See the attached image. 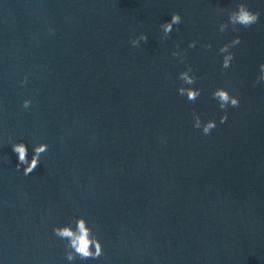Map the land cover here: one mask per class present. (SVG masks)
<instances>
[{
    "label": "water",
    "instance_id": "95a60500",
    "mask_svg": "<svg viewBox=\"0 0 264 264\" xmlns=\"http://www.w3.org/2000/svg\"><path fill=\"white\" fill-rule=\"evenodd\" d=\"M241 2L258 22L220 33ZM261 64L264 0H0V264H70L52 230L77 217L104 255L71 264H264ZM187 65L195 102L177 91ZM217 88L240 101L223 124ZM9 136L29 160L49 145L30 175Z\"/></svg>",
    "mask_w": 264,
    "mask_h": 264
},
{
    "label": "clouds",
    "instance_id": "9594fccd",
    "mask_svg": "<svg viewBox=\"0 0 264 264\" xmlns=\"http://www.w3.org/2000/svg\"><path fill=\"white\" fill-rule=\"evenodd\" d=\"M260 13L258 11H252L243 2L238 3L235 10H231L228 13V21L226 23H221L219 25V32L224 33L229 25L232 26L234 32L240 30L239 27L248 28L253 24H256L259 20ZM182 17L179 13H172L171 19L160 25L163 36L161 39H167L172 33L174 26L181 24ZM178 30V29H177ZM148 36L145 33H141L138 36L130 38V43L133 48L140 45L141 41L147 42ZM241 42L240 37L236 36L229 43H225L219 48V52L223 53L222 69H228L230 67L231 61L234 59V54L229 51L230 48L238 45ZM189 48H195L196 42L191 41L188 45ZM205 49H211L212 44L208 43L203 46ZM176 48L179 49L180 45L176 44ZM173 57L179 58L181 61L186 59V53L181 51H173L171 53ZM193 69L191 65H187L186 70L179 73V79L183 84L178 88V94L180 96H186L187 100L190 102H195L201 94V90L198 88L191 87L195 84L197 77L192 74ZM264 81V64L260 65V75L256 83ZM21 85L27 83V76H25L21 81ZM183 85H188L185 87ZM212 98L218 102L219 108L224 111V114L220 117V123L223 124L228 119V114L226 109L229 107H238L239 98L233 96L225 88H217L212 92ZM32 104L30 99H25L22 102V108L29 109ZM193 116V127L195 129H202L204 135H209L211 131L217 127L215 120H208L203 122L201 116L195 111ZM9 142L12 145V150L18 156V163L16 165L17 171L23 167V174L25 176L30 175L40 164L42 154L46 153L49 149L47 143H38L33 145V155L31 160L28 158V149L23 142H13L12 137L9 136ZM73 224L75 225L73 227ZM53 234L61 240L66 241L65 243V257L68 262H74L77 258L81 261L85 260H96L104 255L103 246L97 235L93 232L92 228L89 227L87 221L83 217H77L70 221L68 224L63 226L53 227Z\"/></svg>",
    "mask_w": 264,
    "mask_h": 264
}]
</instances>
